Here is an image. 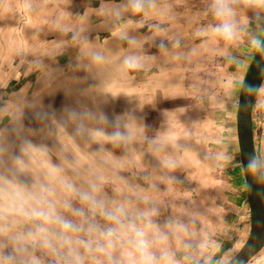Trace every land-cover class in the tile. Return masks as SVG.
<instances>
[{"label": "rangeland", "instance_id": "obj_1", "mask_svg": "<svg viewBox=\"0 0 264 264\" xmlns=\"http://www.w3.org/2000/svg\"><path fill=\"white\" fill-rule=\"evenodd\" d=\"M32 1L0 0V140L8 142L11 154H18L24 136L37 147L47 148L46 155L33 154L35 162L20 177L22 182L42 179L53 166L61 167V178L80 188L102 177L103 194L109 200L127 199L141 208L157 206L161 224L174 221L181 238L204 241L209 262L217 257L226 264L241 250L250 232L248 202L239 203L243 189L226 173L240 161L236 133L239 90L255 55L247 37L238 47L197 37L199 25L212 22L207 11L210 0H169L165 11L185 14L186 38L178 51L171 52L172 46L165 51L168 58L160 73L151 74L158 76L152 79L148 73L122 67L129 52L125 41L108 48L112 38L108 26L87 11L99 9L100 1L74 0L68 8L69 21L58 22L57 36L30 33L25 37L24 31L34 22L18 12ZM129 16L125 13L120 28L129 29L133 18L139 21L135 16L127 19ZM252 17L248 10L239 11L241 24H247L249 32L256 29ZM40 25L45 32L51 26L48 21ZM65 26L83 29L90 46L104 52L107 63L91 65L81 55V45L65 34ZM146 28L144 25L143 31ZM141 83H147V91ZM66 107H84L109 117L121 115L130 130H137L133 132L136 139L127 148L114 147L104 137L96 142L77 134L73 124L61 128L59 121ZM135 109L136 116L132 115ZM38 112L49 118L37 119ZM146 113L150 116L144 117ZM88 127L110 131L97 121L88 122ZM253 130L257 151H264V83L254 105ZM153 141L157 143L153 145ZM101 144L106 153L98 152ZM165 161L175 166L166 167ZM5 172L0 168V173ZM73 205L80 206L75 200ZM225 218L231 228L228 233L222 231ZM228 239L232 244L225 248ZM249 264H264V249Z\"/></svg>", "mask_w": 264, "mask_h": 264}, {"label": "clouds", "instance_id": "obj_2", "mask_svg": "<svg viewBox=\"0 0 264 264\" xmlns=\"http://www.w3.org/2000/svg\"><path fill=\"white\" fill-rule=\"evenodd\" d=\"M240 10L252 12L255 30L249 32L248 25L241 24ZM207 11L212 22L198 28L197 37L222 41L230 47H238L247 37L250 51L264 59V0H210ZM99 12L110 15L117 24L124 21L125 13H130L143 24L164 14L165 6L162 0H124L123 4L110 7L101 4ZM63 31L81 45V55L91 65L100 67L107 63L104 52L90 46L83 29L65 26ZM115 34L129 48L139 44L123 28ZM172 46L179 48V39ZM160 47L167 51L163 43ZM122 67L140 70L142 57L130 52L123 57ZM36 118L45 121L49 117L38 112ZM90 121L102 122L110 131L89 128ZM68 124L75 126L77 134L96 142L104 137L114 147L127 148L136 139L121 115L109 117L84 107H66L59 127ZM20 141L18 154H11L8 142L0 140V168L6 170L0 173V264H222L217 257L207 260L204 241L181 238L174 221L161 224L157 206L148 204L141 208L127 199L109 200L103 194L102 177L80 188L61 178V167L53 166L42 179L30 184L22 182L20 177L35 162L33 154L46 155L47 148L37 147L27 136ZM98 152H107L103 144ZM25 157H29V162ZM164 163L169 168L175 166L171 161ZM239 164L244 187L251 190L255 184L264 189V151L254 149ZM73 200L80 206H74ZM180 230L187 232L182 226ZM181 251L183 254H178Z\"/></svg>", "mask_w": 264, "mask_h": 264}, {"label": "crops", "instance_id": "obj_3", "mask_svg": "<svg viewBox=\"0 0 264 264\" xmlns=\"http://www.w3.org/2000/svg\"><path fill=\"white\" fill-rule=\"evenodd\" d=\"M97 1L98 2L100 1L99 2L100 6L101 4H105L110 7L124 0H97ZM162 3L167 9L169 8V4H170L169 0H162ZM73 4H74V0H33L31 4H28L27 7L25 6V8L22 7L21 12L20 11L18 12L19 16H24V13H25L26 15H28V18L31 17L34 22V25L29 26L24 31V34L22 36L27 37L30 33H32L33 36L35 37H41L42 35L57 36L59 32L58 22L69 21L71 12L68 8L70 5H73ZM175 4L177 5V3ZM99 9L97 10L88 9L87 11L89 14L97 15L98 18L103 19L104 22L106 23L104 25L108 26V30H109L108 33L112 37L110 40L107 41L108 48L117 46V44H119L121 39L115 33L121 30L120 24H117L116 22H112L111 20L112 18H107L108 15H101L99 12ZM131 17L129 16L127 19ZM2 19H3L2 13H0V20ZM87 20L91 21L92 20L91 16H87ZM46 21H48L51 24V26L47 28L48 29L47 32L43 31L40 25ZM185 22H186L185 14H180L178 11L176 12L165 11L164 14L154 16L152 19L145 21L143 24L138 23L137 18L136 19L133 18V20H130V25H129L130 27L129 29H126V31L130 35L135 36L138 39L139 44L136 47L128 48L129 49L128 53L135 52L136 54L140 55L142 57V62H143V67L140 70H135L136 73L145 72L146 74L147 73L150 74V76L155 71H158L157 73H160L163 67L162 63H165V58L167 57V56L165 57L166 52L161 50L160 45L161 43H163L167 47V50L169 51L170 46L173 45V42L175 40L179 39L180 43H184L185 38H186ZM111 24H112V27H111ZM144 25L147 26V28L143 31L142 27ZM198 28H200V25ZM194 34L195 33L193 32V37L195 36ZM151 51L154 53L150 54ZM170 51L171 52L178 51V48L176 49L174 47V49ZM154 76L156 75L151 76V78L152 77L155 78ZM121 78L122 76L119 78V81H118L119 84H122L123 82ZM146 79H149V78L147 77ZM146 85L147 83L144 85L147 91L148 88ZM240 91H241V88L239 90V95H240ZM135 112L136 113L132 115L136 116L138 114L137 109H135ZM147 116L149 117L150 114L146 113L144 117H147ZM131 131L137 132V130H134L133 127ZM226 173L228 174L227 176L229 177L230 181L236 183L237 186L242 188L243 192H245V197L243 193L241 194V200L239 201V203L240 202L242 203L243 200H247L246 188L244 187V177L241 172L240 164L233 166V168H230L228 171H226ZM228 222H229V219L225 218L226 224L222 230L223 232L224 230L227 231L226 233L230 231ZM231 244H232V240L228 239L224 243V247L227 248Z\"/></svg>", "mask_w": 264, "mask_h": 264}, {"label": "water", "instance_id": "obj_4", "mask_svg": "<svg viewBox=\"0 0 264 264\" xmlns=\"http://www.w3.org/2000/svg\"><path fill=\"white\" fill-rule=\"evenodd\" d=\"M264 83V59L255 54L243 80L236 112V133L240 161L256 149L253 110ZM250 208V232L241 250L226 264H249L264 249V189L253 184L246 189Z\"/></svg>", "mask_w": 264, "mask_h": 264}, {"label": "trees", "instance_id": "obj_5", "mask_svg": "<svg viewBox=\"0 0 264 264\" xmlns=\"http://www.w3.org/2000/svg\"><path fill=\"white\" fill-rule=\"evenodd\" d=\"M243 194H244V197H245V192H243Z\"/></svg>", "mask_w": 264, "mask_h": 264}]
</instances>
